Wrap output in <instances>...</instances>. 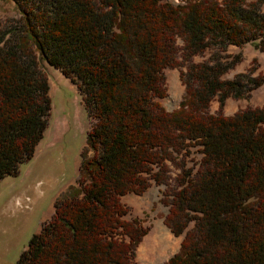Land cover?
<instances>
[{
    "label": "trees",
    "instance_id": "1",
    "mask_svg": "<svg viewBox=\"0 0 264 264\" xmlns=\"http://www.w3.org/2000/svg\"><path fill=\"white\" fill-rule=\"evenodd\" d=\"M10 1L18 16L0 30V179L46 126L39 59L78 90L90 151L77 187L53 202L13 264H135L148 228L126 217L120 197L152 183L163 186V223L180 236L163 264H264V105L220 112L261 85L251 70L223 75L240 59L227 46L264 54V0ZM206 51L221 55L192 60ZM183 65L181 99L166 111L163 71Z\"/></svg>",
    "mask_w": 264,
    "mask_h": 264
},
{
    "label": "rangeland",
    "instance_id": "2",
    "mask_svg": "<svg viewBox=\"0 0 264 264\" xmlns=\"http://www.w3.org/2000/svg\"><path fill=\"white\" fill-rule=\"evenodd\" d=\"M17 16L10 0H0V30ZM224 53L240 55L239 61L223 75L224 78L230 79L236 73L251 70L252 76L262 75V82L246 98L225 99L220 112L232 115L245 107L264 105V54L249 44L240 48L229 45ZM216 54L206 51L192 60L209 61L221 55L220 52ZM38 67L48 83V117L32 155L18 163L15 174L0 179V264H13L28 238L50 217L53 202L77 187L78 164L90 155L85 145L89 120L78 90L57 68L41 59ZM184 68L183 65L163 71L165 95L159 103L166 111L174 110L181 99L183 85L179 72ZM218 109L214 97L209 102L208 111L216 113ZM161 189L162 185L152 183L139 195L128 193L120 197L128 208L126 217L135 218L148 228L135 247V264H163L178 249L180 236H173L163 223L166 207L159 202ZM165 235L171 237L169 247L165 246Z\"/></svg>",
    "mask_w": 264,
    "mask_h": 264
},
{
    "label": "bare ground",
    "instance_id": "3",
    "mask_svg": "<svg viewBox=\"0 0 264 264\" xmlns=\"http://www.w3.org/2000/svg\"><path fill=\"white\" fill-rule=\"evenodd\" d=\"M165 237H166V239H167V240H166L167 242H166L165 246H166V247H169V245H170V240H171V237H170V236H168V235H165ZM165 251H166V249H165ZM165 251H164V253H165Z\"/></svg>",
    "mask_w": 264,
    "mask_h": 264
},
{
    "label": "built area",
    "instance_id": "4",
    "mask_svg": "<svg viewBox=\"0 0 264 264\" xmlns=\"http://www.w3.org/2000/svg\"><path fill=\"white\" fill-rule=\"evenodd\" d=\"M175 2H176V0H175Z\"/></svg>",
    "mask_w": 264,
    "mask_h": 264
}]
</instances>
